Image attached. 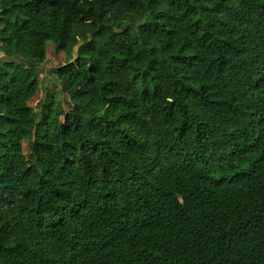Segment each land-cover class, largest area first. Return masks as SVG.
<instances>
[{"label": "trees", "instance_id": "16d2710c", "mask_svg": "<svg viewBox=\"0 0 264 264\" xmlns=\"http://www.w3.org/2000/svg\"><path fill=\"white\" fill-rule=\"evenodd\" d=\"M0 52V264H264V0H0Z\"/></svg>", "mask_w": 264, "mask_h": 264}, {"label": "rangeland", "instance_id": "374dc122", "mask_svg": "<svg viewBox=\"0 0 264 264\" xmlns=\"http://www.w3.org/2000/svg\"><path fill=\"white\" fill-rule=\"evenodd\" d=\"M3 54L0 52V59ZM67 62L66 53L60 47L47 43L46 59L37 68L39 88L36 95L29 101V106L37 113L38 121L44 122L49 117L62 120L70 108L68 96L62 92L61 84L53 74V70ZM49 111L47 112V110ZM0 113L2 109L0 108ZM3 123H0V129ZM24 153H28V144H23Z\"/></svg>", "mask_w": 264, "mask_h": 264}]
</instances>
